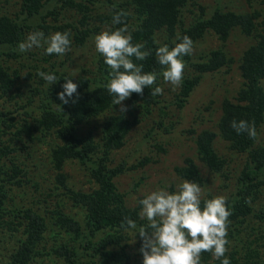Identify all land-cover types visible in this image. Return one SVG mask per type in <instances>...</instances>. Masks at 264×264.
I'll use <instances>...</instances> for the list:
<instances>
[{
    "label": "trees",
    "instance_id": "trees-1",
    "mask_svg": "<svg viewBox=\"0 0 264 264\" xmlns=\"http://www.w3.org/2000/svg\"><path fill=\"white\" fill-rule=\"evenodd\" d=\"M15 1L18 10L13 16L0 15V229L9 235H21L6 264H32L45 255L63 264H132L126 250L130 239L128 234L132 230L125 231L121 222L126 217L135 221L138 227L146 226L148 222L141 219L139 204L135 207L126 204L125 194L118 190L115 179L126 171L145 166L150 160L144 158L127 167L124 162L113 165L112 155L124 147L134 127L151 119L149 113L160 104L159 96H153L151 89L145 87L143 95L133 93L126 99L127 111H114L119 105H113V97L105 88L111 69L101 55L95 60V70H83L74 77L61 68L56 69L57 66H65L64 62L56 59V63L52 62L58 56L56 54L45 55L43 48H33L27 53L17 50L18 42L37 30L43 31L45 36L51 32L68 31L72 43L66 55L84 47L98 30L88 28L90 9L84 6V2L92 5L93 0ZM246 1L250 6L256 1L262 8L243 13L215 9L205 17L199 0H102L100 3L109 13L98 16V19L110 29L127 26L133 43L144 44L151 54L136 63H142L145 72L158 74L152 88L159 86V80L163 79V67L157 63L155 51L162 44L174 46L178 42L177 35H187L195 44L207 32H212L225 43L231 33L238 30L254 40L239 60L242 83L236 95L233 99L225 98L221 103L218 133L209 129L200 131L195 138V148L198 161L209 174L225 179L228 162L217 153L215 139L219 136L227 143L229 151L245 157L233 186L225 190L227 206L232 213L228 218L227 239L230 244L226 255L231 264H264V140L258 138L264 123V0ZM190 5L197 6L200 14L185 23L184 12ZM65 9H72L82 17L79 25L71 24V18L61 16ZM119 12L124 13L122 23L114 25L112 17ZM56 17H61L65 23L61 24ZM159 34H162L161 41ZM40 52L42 57H36ZM202 58L191 61L190 55L183 57L184 78L174 94V104L180 109L204 75L227 68L232 62L221 49L212 50ZM30 60L48 64L49 68L46 70L42 65L28 64ZM38 71L53 73L60 79L49 86L38 76ZM64 77H71L78 85L77 93L67 104L58 98V93L63 90ZM21 81L33 82L39 88H31L29 95L16 102V97L21 94ZM5 99L13 101L17 109L13 112L8 110ZM165 108L158 107L160 119L153 121L155 129L164 128L162 116L166 115ZM100 116L103 120L98 138L90 130H82ZM234 119L254 124L256 135L237 134L231 127ZM3 135L11 136L6 144L1 141ZM37 140L49 142L50 170L54 174L52 190L59 191L72 207L83 210L82 221L66 214L62 202L56 200L52 206L48 203L54 191L43 193L41 204L35 202L28 206L17 202V192L31 181L26 176L28 172L15 163L12 154L24 152L26 144ZM17 144L20 148L16 147ZM69 162L85 168L95 189L84 192L68 184L64 167ZM174 173L181 180L195 181L201 187L206 181L192 157L184 158L181 166L174 167ZM34 186L37 188V184ZM53 230L68 240L54 245L45 254L41 246ZM136 237L138 252L142 256L139 251L141 238L138 234ZM201 264H220V261L214 259L210 252H203Z\"/></svg>",
    "mask_w": 264,
    "mask_h": 264
},
{
    "label": "rangeland",
    "instance_id": "rangeland-1",
    "mask_svg": "<svg viewBox=\"0 0 264 264\" xmlns=\"http://www.w3.org/2000/svg\"><path fill=\"white\" fill-rule=\"evenodd\" d=\"M100 1L102 0H93L92 5L84 2V6L90 9L87 18L88 28L91 30L97 28L98 30L88 39L84 47L74 49L67 55L64 54L52 59L54 63L57 61L64 62L65 64L63 67L57 66V70L61 68L60 70L74 77L83 73V70H95V60L100 54L94 46V35L103 29H110L109 25H102L98 19V16H106L109 13L106 6L102 5ZM198 4L205 10V17H208L215 9L243 13L252 11L254 8L255 10L262 8L258 2H252L250 6L246 0H199ZM190 6L184 12L183 18L185 23L191 22L192 19L200 14L197 6ZM17 10L18 3L15 0H0V15L7 14L13 16ZM61 16L71 18V24L77 25H79L82 19L72 9H65L62 11ZM60 19L61 17L57 20L61 24H64L65 21H61ZM158 37L159 41H161L162 34H159ZM253 41L251 38L242 35L238 30H234L225 43H222L212 32H207L200 41L195 43L190 55L191 61H198L200 58L203 59L202 57H205L210 51L221 49L232 62L227 68H222L213 74L204 75L182 109L174 104V94L177 88L173 90L170 84L166 83L163 79L159 80V86L163 88V93L158 95L160 104L155 107L154 111L149 113L151 119H146L134 127L127 136L124 147L112 155L113 165H119L124 162L127 164V167L136 165L144 158L150 160L145 166L126 171L115 179L116 186L121 193L125 194L126 204L129 207L137 206L139 199L144 194L155 190L157 187L167 185L170 191L175 190L176 185L183 180L175 175L174 167L181 166L183 159L186 157L193 158L198 165L202 177L206 180L202 187L203 198H206L207 195H211L212 197L226 196L225 190L233 186L235 178L240 174L245 157L229 151L227 143L218 136L215 139V148L217 153L228 162L226 168L228 171L226 175L227 179L223 176L220 177V175L212 176L196 157L195 138L204 129L218 133L217 124L221 115V103L225 98L233 99L236 95V91L242 83L238 70L239 60L245 48L252 44ZM43 54H45L44 51ZM36 57L41 58L42 52L36 55ZM32 63L42 65L46 70L49 68L47 67L48 64L44 65L38 61L30 60L28 64ZM35 86L36 84L33 82L24 83L21 81V85L19 86L21 94L16 97V102L25 98V95H29L31 88H39ZM5 105L12 112L17 109L14 108L13 101L9 102L8 99H5ZM161 106H166L164 110L166 115L162 116L164 128L155 129L153 121L160 119L157 112L158 107ZM128 109V100H125L114 111H127ZM127 114L129 115L128 112ZM102 120L103 116H100L90 121L82 130L84 132H86L85 130H90L95 138H98L99 126ZM259 131L258 138L264 140V123ZM10 137V135H3L1 141L6 144ZM41 141L43 140L26 144L27 150L18 154H12L15 163L24 169L26 173L28 172L26 176L31 181L24 189L17 192L19 197L16 200L21 205L32 206L35 202L41 204L43 200L42 194L54 191L52 190L54 174L50 170L49 163V142L48 140H45V142ZM16 147L20 148V145L17 144ZM158 147L163 148V150H159ZM64 173L68 177V184L73 189L84 192H90L95 189V185L91 182L87 171L78 163H67L64 167ZM34 184H37V188H35ZM54 192L55 194L49 198L48 203L52 206L56 200L62 202L66 214L74 217L76 220L82 221L84 217L83 210L72 207L60 195L59 191ZM142 220L147 222L146 219ZM128 235L130 239L127 242L128 247L126 250L131 256L132 264H143V257L139 254L136 245L138 242L137 237L135 238L133 231H130ZM20 237V234L9 235L0 229V264L7 263L8 255ZM55 240H58V242H55ZM67 240V237L53 230L45 239L41 248L45 253L50 251L54 245L57 246L61 242H67ZM32 264L63 263L54 257L45 255L38 258Z\"/></svg>",
    "mask_w": 264,
    "mask_h": 264
},
{
    "label": "clouds",
    "instance_id": "clouds-1",
    "mask_svg": "<svg viewBox=\"0 0 264 264\" xmlns=\"http://www.w3.org/2000/svg\"><path fill=\"white\" fill-rule=\"evenodd\" d=\"M123 15V12L113 15L112 23L120 25ZM93 40L96 51L111 69L105 88L113 97V105H122L133 93L143 95L145 87L151 89L153 96L163 93V88L158 85L152 88L158 74L145 72L144 65L136 63L144 61L151 53L143 43H133L127 26L103 29L94 35ZM176 40L178 42L174 46L162 44L155 51L156 61L163 67V80L173 90L182 85L185 69L183 57L191 55L194 46L187 35H177ZM71 43L68 31L45 36L43 31L37 30L18 42L17 50L27 53L33 48H43L45 55L63 56L71 50ZM37 74L49 86L60 79L50 72L38 71ZM71 77L63 78V90L58 93L63 104H67L77 93L78 85ZM231 127L237 134L256 135L254 124L244 119L232 120ZM138 203L139 215L147 220V225L138 227L135 221L126 217L121 226L125 231L132 230L135 238L137 234L141 238L139 251L143 264H201L203 252H210L220 264H231L226 253L230 244L227 239L228 218L232 213L226 197L203 198L200 184L185 179L173 191L167 185L157 187L144 194Z\"/></svg>",
    "mask_w": 264,
    "mask_h": 264
}]
</instances>
